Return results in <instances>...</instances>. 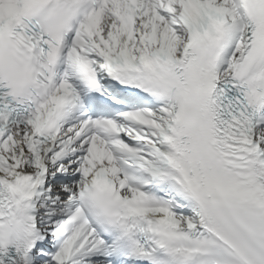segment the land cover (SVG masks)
Listing matches in <instances>:
<instances>
[{
	"label": "snow or ice",
	"instance_id": "snow-or-ice-1",
	"mask_svg": "<svg viewBox=\"0 0 264 264\" xmlns=\"http://www.w3.org/2000/svg\"><path fill=\"white\" fill-rule=\"evenodd\" d=\"M0 264H264V0H0Z\"/></svg>",
	"mask_w": 264,
	"mask_h": 264
}]
</instances>
